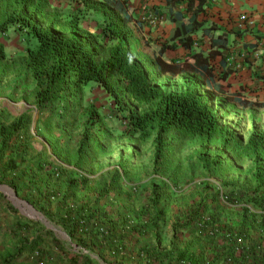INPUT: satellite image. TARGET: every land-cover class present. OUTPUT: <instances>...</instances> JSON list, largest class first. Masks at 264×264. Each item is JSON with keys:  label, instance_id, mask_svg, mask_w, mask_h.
Listing matches in <instances>:
<instances>
[{"label": "rangeland", "instance_id": "rangeland-1", "mask_svg": "<svg viewBox=\"0 0 264 264\" xmlns=\"http://www.w3.org/2000/svg\"><path fill=\"white\" fill-rule=\"evenodd\" d=\"M101 2L108 10H113V0H47L45 15L37 18L44 25L67 33L76 29L86 37L90 34L102 35L106 17L99 8H95ZM126 7L130 8L128 1ZM124 16L125 12L121 14L122 18ZM155 21L154 18L136 21L132 16V21L126 23V27L133 31L129 41L135 54L151 66L156 62L163 43V37L157 32L160 27L156 26ZM20 32L22 35L18 36ZM16 39L20 43L16 57L21 62L22 71L9 78L4 88L11 92L4 94V97L21 100V103L14 105L20 110L29 109L30 106L34 108V82L25 65V55L28 48H35L38 42L16 25H12L5 34H0L1 42ZM115 44L116 41L106 39L103 50L104 45L107 52ZM161 56L168 62L176 61L175 57H178L173 51L161 53ZM210 64L215 66L211 60ZM223 73L217 74L214 69L215 79L212 83L199 73H162L155 64L152 66L151 76L155 84L164 90L180 93L196 90L210 95L211 104L221 111L225 117L223 125L227 127L224 135H215L207 143L190 138L177 141L175 132L162 134L165 158L157 165L155 139L158 129L146 142L128 135L125 131L128 112L118 110L110 94L93 82L76 96L73 113L67 119L70 124L60 125L56 118L50 120V116L44 117L42 129H38L33 122V151H45L49 160H60L62 165L71 168L80 156L79 145L88 127L94 142L88 144L82 172L96 178V183L91 184L88 190L74 194L69 207L94 199L92 187L94 189L97 185L100 174L118 167L126 177L121 200L126 201L127 212L134 218L138 212V220L144 216L145 220L152 222L154 216L149 204L156 189L157 194L165 193L161 200L162 217L158 219V224L162 225V243L158 245L157 238H154L155 243L163 248V254L168 246L174 244L173 241L189 240L193 249L198 248L197 244L200 246L199 253H204L203 264H264V250L259 254L253 250V247L264 248V146H261L259 154L249 147L252 132L264 131V101L255 100L250 91L237 94V91L230 89L229 93L220 80ZM125 103L128 108L140 109L129 100ZM46 110L44 114L48 115ZM34 116H38L36 110ZM171 147L175 148L174 151ZM58 183L65 185L57 180L55 184ZM62 186L51 190L56 193L51 195L50 201L44 197L40 199L48 209L47 215L30 204L23 191L17 193L10 186L15 194L8 189H0V261L9 249L37 239L41 244L31 254L45 253L41 261L43 264H67L68 258L76 253L92 255L87 249L73 243L60 223L57 208L59 199L63 197ZM33 188L34 192H38L37 187ZM35 195L39 196V193ZM115 197L116 193H112L105 199L104 203L109 209L121 206L113 200ZM198 205L203 209L201 217L187 229L192 235L185 238L186 231L181 229L188 214ZM28 225L31 229L27 228ZM81 233L84 230L81 229ZM93 255L92 258L101 259L98 253L93 252ZM26 256L28 252L20 255L19 260ZM109 262L114 263L113 260Z\"/></svg>", "mask_w": 264, "mask_h": 264}, {"label": "trees", "instance_id": "trees-1", "mask_svg": "<svg viewBox=\"0 0 264 264\" xmlns=\"http://www.w3.org/2000/svg\"><path fill=\"white\" fill-rule=\"evenodd\" d=\"M113 1L111 11L102 2L95 5V8H99L106 17L103 33L90 34L86 37L76 29L67 33L44 25L37 17L45 15L47 0H0V34H5L12 25H16L19 29H25L26 33L38 42L35 48H28L25 55V65L34 82L32 104H35V107L29 108L17 117H13L5 107L0 109V184L10 186L17 193L23 191L28 202L47 215L48 209L42 205L40 199L44 197L50 201L51 195L56 193L51 190H55L53 188H57L56 186H62L60 183L56 185L55 182L58 180L64 183L62 186L64 198L59 199L57 208V215L61 217L60 223L67 230L73 243L91 253H98L104 264L105 262L111 264L109 262L111 258H115L113 262L118 264V257H122L127 246L126 237L134 230L139 233H152L153 239L157 238V244L162 243L160 239L162 225L158 224V219L162 217L161 200L165 193L157 194L156 189L155 196L149 204L154 216L152 222L145 220L141 214L139 216L143 218L138 220V212L134 218L127 212L126 201L121 200V193L126 187V177L117 167L100 174L97 185L94 189L92 187L91 194L94 199L69 207V201L74 194L88 190L91 184L96 183V178L88 177L87 173L82 172L88 144L94 142L88 131L90 128L87 127L84 131V138L79 145L80 156L70 168L62 165L61 161L49 160L45 151L34 153L31 142L33 122L38 129H42L44 117L50 116V120L56 118L60 125L70 124L67 119L73 113L76 96L87 84L93 82L110 94L118 110L128 112L125 116L127 121L125 131L128 135L137 136L140 141L146 142L151 138L153 131L158 129L155 139L156 165L165 158L163 149L165 141L162 134L175 132L174 137L177 141L190 138L207 143L215 135H224L227 132V127L223 125L225 117L211 104L210 95H203L196 90L184 93L166 91L157 86L154 77L151 76L152 66L155 64L162 73L179 74L191 71L201 74L213 83L215 68L209 60L210 57L222 55V51L212 49L206 57L199 51L192 53L190 58L183 61L173 62H168L161 56V53L175 50L180 46L193 48L194 33L201 30L205 34L207 30L215 28L212 23L206 27L205 22L197 20L198 12L203 10L205 0H187L189 7L194 8L192 17L174 15V21H182V28L175 31L170 41L162 43L160 54L152 66L141 60L131 47L129 39L133 33L126 27V23L132 21V9H127L126 0ZM175 1L168 0V4ZM123 12L125 16L122 18ZM106 39L116 41L115 46L110 47L107 52L105 45L103 50V42H106ZM214 45L212 40V47ZM10 59L4 44L0 41V76L10 78L22 71L18 57L12 61ZM221 78L227 77L223 75ZM126 100L135 103L140 109L128 108ZM45 108L48 109L46 110L48 115L44 114ZM34 109L38 112L36 118ZM38 132L40 134V131ZM261 146H264V131L252 132L249 147L255 154H259ZM174 149L173 147L172 150ZM33 187H37L38 192H34ZM38 193L39 196L35 195ZM112 193H116L113 200L119 202L121 206L117 209L113 207L106 209L102 202ZM9 205L16 213L18 212L17 208ZM201 211L203 209L199 205L192 210L181 230L186 231L199 220ZM106 224L108 229L100 233L101 227ZM27 228L31 229V226L28 225ZM81 229L84 233H81ZM40 244L38 239L33 242H22L17 247L9 249L10 251L8 250L1 258L0 264H39L45 258V253L39 252L38 255L31 253ZM157 247L158 249L144 247L142 250L147 260L143 263L141 260L138 261L141 264L184 262L203 264L204 253H199L200 248L191 250L187 245L184 248L182 244L172 245L171 249L163 254L160 246ZM25 252H28V256L19 260L20 255ZM83 256H85L83 253H76L68 258L67 264H101L100 260L92 258L91 254L85 256V261Z\"/></svg>", "mask_w": 264, "mask_h": 264}, {"label": "crops", "instance_id": "crops-1", "mask_svg": "<svg viewBox=\"0 0 264 264\" xmlns=\"http://www.w3.org/2000/svg\"><path fill=\"white\" fill-rule=\"evenodd\" d=\"M126 1L130 4L132 16L136 21L153 18L156 20V26L160 27L157 32H159L160 37H163L161 39L163 42L170 41L175 31L178 28H182V21H174V15L192 17L194 11V8L189 7L187 0H176L169 4L168 0ZM197 20L205 22L206 27L209 26V23H212L215 25V28L207 30L205 34L201 30L194 33V44L191 49L180 46L175 50L167 51L175 52L178 56L175 57L176 61H183L190 58L192 53L199 51L205 57L212 49L222 51V55L213 57L210 60L215 64L214 67L217 74L224 71L223 75L227 78H221L220 80L222 84L226 85V90L229 92L230 89H233V91H237V94L250 91L254 94L255 100L264 101V0H205L203 10L198 12ZM20 35H22L21 32L18 36ZM18 38L19 40L21 39V37ZM212 40L215 44L214 47H212ZM2 43L5 46L9 58H16L18 56L17 50H19L20 43L17 39L15 41L9 40V42L7 40ZM10 60L12 61V59ZM8 81V76H0V109L6 105L5 108L12 113L13 117H17L28 109L20 110L14 106L15 104L21 103V100H12V96L4 97V94L11 92V90L4 88ZM230 85H233V87H230ZM6 102H11V104ZM102 205L106 209L108 208L104 202H102ZM103 226L108 229L107 224ZM151 234L147 235L145 232L139 233L136 230L130 233L126 237L127 246L123 251V255L122 257H118V264H141L146 261V254L144 255L142 249L144 247L158 249V245L155 243ZM185 234V238H189L192 235L188 230H186ZM190 242L189 240L178 241L174 242L173 245L182 244V248L187 245L191 250H194ZM197 246L198 248L195 250L200 248L198 244ZM171 247L172 245L168 246L166 250H170ZM162 250L163 248L160 246V251ZM253 250L259 254L264 248L253 247ZM114 259L111 258V260ZM138 260H141V263ZM100 263L104 264L101 261Z\"/></svg>", "mask_w": 264, "mask_h": 264}, {"label": "water", "instance_id": "water-1", "mask_svg": "<svg viewBox=\"0 0 264 264\" xmlns=\"http://www.w3.org/2000/svg\"><path fill=\"white\" fill-rule=\"evenodd\" d=\"M0 189H1V190H5V189L7 190V189H8V190H10L11 193L15 194V191H14L13 189H11L10 187H8V186H4V185L0 184ZM62 233H63V232H62ZM63 234L66 235L65 233H63ZM66 236H67V235H66ZM67 237H68V236H67Z\"/></svg>", "mask_w": 264, "mask_h": 264}, {"label": "built area", "instance_id": "built-area-1", "mask_svg": "<svg viewBox=\"0 0 264 264\" xmlns=\"http://www.w3.org/2000/svg\"><path fill=\"white\" fill-rule=\"evenodd\" d=\"M101 232H103L104 233V231H106V228L103 226V227H101Z\"/></svg>", "mask_w": 264, "mask_h": 264}]
</instances>
